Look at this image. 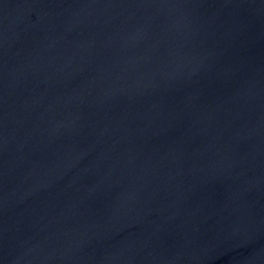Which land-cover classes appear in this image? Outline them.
<instances>
[{
  "label": "water",
  "instance_id": "water-1",
  "mask_svg": "<svg viewBox=\"0 0 264 264\" xmlns=\"http://www.w3.org/2000/svg\"><path fill=\"white\" fill-rule=\"evenodd\" d=\"M0 264H264V0H0Z\"/></svg>",
  "mask_w": 264,
  "mask_h": 264
}]
</instances>
